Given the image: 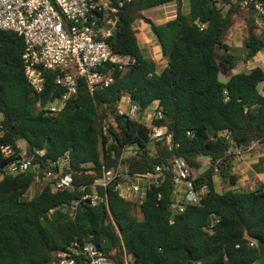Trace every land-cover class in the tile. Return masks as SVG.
Segmentation results:
<instances>
[{
    "label": "trees",
    "instance_id": "trees-1",
    "mask_svg": "<svg viewBox=\"0 0 264 264\" xmlns=\"http://www.w3.org/2000/svg\"><path fill=\"white\" fill-rule=\"evenodd\" d=\"M173 1L176 14L163 23L144 14ZM187 1L188 13L183 0H123L108 41L115 53L129 55L133 62L113 68V82L94 91L86 77L78 76L77 90L65 107L50 114L46 107L65 90L55 82L61 71L47 69L45 88L37 93L25 74L23 37L0 29V264H54L60 251L82 239L94 241L115 264H124L125 253L133 256L131 264H249L258 257L257 241H264V184L251 190L234 187L235 155L227 152L233 145L256 141L264 154V94L259 89L264 67L234 73L227 81L219 73L263 51L264 30L250 14L227 8L221 0ZM138 18L151 25L161 47L167 61L161 71L142 47L134 24ZM237 22L244 27L240 57L225 43ZM123 96L141 110L154 101L161 105L163 117L155 122L173 133L172 148L151 139V127L142 120L119 112ZM21 140L40 167L57 170L52 162L68 154L67 172L76 186L98 178L103 166L114 163L113 152L133 148L136 153L126 158L132 171L144 172L182 156L199 173L197 188L206 185L207 191L198 202H185L183 211H176L168 174L142 201L107 188L101 190L104 202L73 208L81 194L78 188L43 187L32 168L18 174L7 170L23 152ZM5 146L14 149L9 157ZM202 158L210 164L204 167ZM217 172L229 182L224 191L216 188ZM33 185L39 187L31 197ZM213 216L218 221L209 229Z\"/></svg>",
    "mask_w": 264,
    "mask_h": 264
},
{
    "label": "built area",
    "instance_id": "built-area-1",
    "mask_svg": "<svg viewBox=\"0 0 264 264\" xmlns=\"http://www.w3.org/2000/svg\"><path fill=\"white\" fill-rule=\"evenodd\" d=\"M221 1L227 8L235 7L250 14L254 25L264 30V0ZM116 2L117 4H113L111 0H0V29L17 32L23 37L25 74L33 89L37 93L44 90L47 69L61 71L55 82L65 90L62 97L46 107L47 113L58 112L65 107L69 97L77 90L78 76L86 77L90 90L94 91L113 82V68H123L133 62L134 59L129 55L115 53L108 41L118 25L119 6L124 3L123 0ZM111 64L112 67H106ZM155 108V113L147 124L151 127V139L172 148L173 133L168 126L155 122L163 117L162 107L157 103ZM140 110L139 104L131 100L128 111L120 108L119 112L140 119ZM104 134H108L107 123L104 125ZM222 134L231 139L227 130H223ZM256 145V141L246 147L233 145L227 154L236 156ZM3 152L9 157L14 149L5 146ZM38 152L41 156L45 153L43 150ZM131 152L136 153L133 148H126L120 154L113 152L111 158L114 163L109 167L103 166L102 174L94 181L79 186H76L72 174L67 172L70 162L68 154L52 162L57 167V170H53L49 166L40 167L32 156L23 151L7 165V170L18 174L32 168L36 182L43 187L61 191L78 188L81 194L72 202L73 208L81 203L95 206L104 202L105 196L101 190L107 188L119 191L122 197L142 201L147 190L168 174L174 184L171 207L176 211H183L185 202H198L207 191L206 185L197 188L195 179L199 173L184 157L175 156L167 162L156 164L152 169L140 172L132 171L126 160ZM213 217L209 229L218 221L217 217ZM131 262L129 255L125 253L124 264ZM54 264H115V261L94 241L82 239L60 251Z\"/></svg>",
    "mask_w": 264,
    "mask_h": 264
},
{
    "label": "crops",
    "instance_id": "crops-1",
    "mask_svg": "<svg viewBox=\"0 0 264 264\" xmlns=\"http://www.w3.org/2000/svg\"><path fill=\"white\" fill-rule=\"evenodd\" d=\"M176 7L177 5H175V7L174 5L173 6L164 5L162 7H159L157 8L158 12L154 14V17L156 18H152V19L157 23H163L175 16ZM136 29L140 33V40H141L142 47L145 53L149 57L154 59L156 62L157 60L164 58L162 55L161 47L154 33L152 32L151 34L147 35L141 29H138V28ZM153 52H158V53L156 54ZM262 54L261 52H259L253 59L247 62L241 61L243 65L239 69H250L256 66L257 64L255 63L258 60V58H262V60H264V56ZM162 69H159V67L157 66L158 71H161ZM231 75L232 74H230V76ZM130 101H131L130 96H123L121 100V104L125 103L129 105ZM263 156L264 154L260 151V148L257 145L253 147L252 149L246 150L242 152L241 154H238L234 157V160L231 166V173L233 175H236L237 177L234 187L241 189V190H251V189L258 188L260 185L264 184V162L260 161ZM202 159H203L204 167L210 164L207 158H202ZM214 179H215L216 188H217L216 176ZM228 183L229 182L227 181L226 184L228 185ZM181 188L182 187H180L179 190H181Z\"/></svg>",
    "mask_w": 264,
    "mask_h": 264
},
{
    "label": "rangeland",
    "instance_id": "rangeland-1",
    "mask_svg": "<svg viewBox=\"0 0 264 264\" xmlns=\"http://www.w3.org/2000/svg\"><path fill=\"white\" fill-rule=\"evenodd\" d=\"M164 5H172V6L174 5V7H175V5H177V2L173 1V2H169L167 4H164ZM164 5H160L157 7L146 9L144 11L145 16L150 17V18H156V17H154V14L156 12H158L157 8L162 7ZM183 10L186 13L189 12V3L187 0H183ZM134 24H135L136 28L141 29L145 34L148 35V34L152 33L151 25L148 22H146L143 18H138ZM143 27H144V29H143ZM243 32H244V27H243L242 23L237 22L236 25L231 29L230 33L225 37V43L229 45L230 51L232 53H234L237 57H240L244 53V46H243L244 33ZM138 33H139V31H138ZM139 35H140V33H139ZM262 52H263V54H262ZM153 53L157 54L158 52H153ZM156 54H154V55H156ZM261 54L264 56V50L261 51ZM156 63H157V66L159 67V69H162L166 63V59L161 58V59L157 60ZM255 64L261 65L262 67H264V60H262V58H258V60L256 61ZM242 65H243V63L241 61H237L235 64V68L233 70H231L229 72L221 71L219 73V79L221 81H226L229 78L230 74H234V73L243 72V71L248 70V69H239ZM259 89L264 94V82H261L259 84ZM157 103H158L157 101H154L153 103H151V105H149L144 110H140L139 116H140V119L144 123H146V124L150 123V117L155 113V109H156L155 107L157 106ZM120 108L123 111L127 112L129 105L122 103L120 105ZM20 144L22 145L21 147L23 148V151L26 152V148H25L26 141L21 140ZM215 176H216V181H217V190L218 191H224L225 189H227L228 185L223 180L222 176L218 172ZM38 187L39 186H37V185H33L29 189L28 192H29V195L31 197L37 193ZM178 197L181 198V196H178ZM129 260L133 262V256L132 255H129Z\"/></svg>",
    "mask_w": 264,
    "mask_h": 264
},
{
    "label": "water",
    "instance_id": "water-1",
    "mask_svg": "<svg viewBox=\"0 0 264 264\" xmlns=\"http://www.w3.org/2000/svg\"><path fill=\"white\" fill-rule=\"evenodd\" d=\"M37 149H39V148H37ZM5 165H6V163H4L2 165V167H4ZM257 245H258V249H259V255L253 262H251L249 264H264V241L258 240ZM187 253H188V258L190 260H192L193 258H192L191 253L189 251Z\"/></svg>",
    "mask_w": 264,
    "mask_h": 264
}]
</instances>
